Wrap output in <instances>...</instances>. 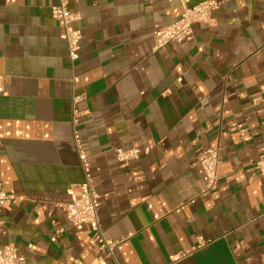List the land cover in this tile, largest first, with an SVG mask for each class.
<instances>
[{
	"label": "crops",
	"instance_id": "obj_1",
	"mask_svg": "<svg viewBox=\"0 0 264 264\" xmlns=\"http://www.w3.org/2000/svg\"><path fill=\"white\" fill-rule=\"evenodd\" d=\"M216 1L213 25L155 49L179 2L72 0V59L57 0H0V181L11 196L0 245L15 244L23 264H264V0ZM76 134L111 255L63 206L86 179ZM115 146L140 156L119 161ZM209 149L221 158L212 189Z\"/></svg>",
	"mask_w": 264,
	"mask_h": 264
},
{
	"label": "built area",
	"instance_id": "obj_2",
	"mask_svg": "<svg viewBox=\"0 0 264 264\" xmlns=\"http://www.w3.org/2000/svg\"><path fill=\"white\" fill-rule=\"evenodd\" d=\"M72 0H57L51 6V14L57 20L61 30L62 36L66 40L67 49L70 57L76 59L80 49V41L82 38V32L79 27L75 25L76 22L82 19V13L79 10L71 9L70 3ZM177 1L182 6V14L180 18L168 25L157 28L154 32L155 49L165 47L171 41H184L189 40L194 35L195 23H207L213 25L215 18L213 11L219 8L220 3L216 0H203L192 4L191 0H170ZM3 76L0 74V84ZM81 96H75L77 101ZM83 114V111L74 109L73 121L76 123L79 116ZM78 153L81 166L83 167L86 179L83 182L74 183L69 189L71 200L64 204L66 215L71 225L77 228L88 227L95 231L99 236L102 247L108 249L109 254H113V249L116 245L115 241H111L105 238L104 230L100 222V206H101V194L97 189L96 184L89 174V158L83 147V144L78 140V134L75 135ZM115 155L119 161H131L139 158L140 152L137 148L124 149L120 146L114 147ZM221 162L218 149H209L205 152L201 166L207 175V188L212 189L218 185V166ZM256 168L262 174H264V155H262L256 161ZM11 201L4 183L0 181V213ZM207 240L203 237H199V245L205 246ZM183 255H175L173 259L177 261ZM25 262V256L21 254L15 244L0 245V264H23Z\"/></svg>",
	"mask_w": 264,
	"mask_h": 264
}]
</instances>
